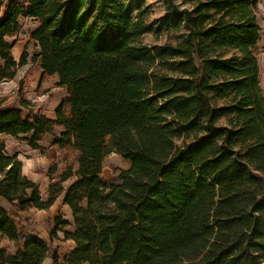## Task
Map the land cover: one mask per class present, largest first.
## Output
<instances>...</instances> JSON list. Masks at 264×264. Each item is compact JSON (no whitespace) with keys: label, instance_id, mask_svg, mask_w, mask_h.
<instances>
[{"label":"trees","instance_id":"trees-1","mask_svg":"<svg viewBox=\"0 0 264 264\" xmlns=\"http://www.w3.org/2000/svg\"><path fill=\"white\" fill-rule=\"evenodd\" d=\"M176 1L186 0L163 1L176 42L150 49L124 0H0V82L26 64L6 38L20 18L33 19L31 60L57 78L70 107L60 103L53 118L0 109V136H26L41 151L58 129L52 146L74 151L76 166L48 178L43 199L0 142V243L15 249L0 250V264H60L18 224L60 196L74 226L61 264H264L256 0H188L190 9ZM111 153L130 167L108 184L101 172Z\"/></svg>","mask_w":264,"mask_h":264},{"label":"rangeland","instance_id":"rangeland-1","mask_svg":"<svg viewBox=\"0 0 264 264\" xmlns=\"http://www.w3.org/2000/svg\"><path fill=\"white\" fill-rule=\"evenodd\" d=\"M124 1L131 9L134 18L141 19L146 26V34L142 38L144 45L152 49L167 42L172 44L176 42V34L167 30L163 23L165 19L164 0ZM175 4L181 9H190L192 6L188 0L176 1ZM256 19L259 27V40L254 48V53L257 59L259 85L264 91V0H256ZM36 27L37 23L33 19L20 18L16 33L5 40L9 45H12L9 54L13 60L18 63L24 56L26 64L16 69L12 80L0 82V109L22 107L24 117L35 114L53 117L56 107L60 103L66 102L68 94L64 88L57 87L55 76H43L39 64L31 60L33 55L38 52L34 42L29 38L30 32ZM69 109V105L65 103L66 114H69ZM59 133L60 130L56 129L44 135L39 142L41 151L30 150L24 141L26 136L18 138L0 136V142L4 143L7 154H16L18 159L23 162V175L37 180L40 185L41 181L45 184V178L57 181L59 175L68 167L76 168L74 151L70 149L58 150L52 146L53 140L59 137ZM106 141L109 142L110 138H107ZM129 167L130 164L127 160L111 153L103 160L101 177L108 184L116 183L118 175L128 170ZM70 183L71 181L66 182L63 186L67 187ZM40 186L42 188V185ZM3 205L8 208L7 204ZM67 213L59 200L51 210L30 209L20 213L18 220V224L29 235L37 236L49 244L50 251L56 252L60 264L74 248L73 242L64 238V233H72L74 230L70 213ZM0 250H5L7 254L15 252L13 245L8 241L0 243ZM43 264H51L50 259L47 258Z\"/></svg>","mask_w":264,"mask_h":264},{"label":"crops","instance_id":"crops-1","mask_svg":"<svg viewBox=\"0 0 264 264\" xmlns=\"http://www.w3.org/2000/svg\"><path fill=\"white\" fill-rule=\"evenodd\" d=\"M58 82V81H57ZM60 105V104H59ZM58 105V106H59ZM57 106V107H58ZM57 107H56V109H57ZM55 109V110H56ZM54 117V116H53ZM53 117H48V118H53ZM23 174V173H22ZM24 176V175H23ZM26 178H28L29 180H31L32 182H34L35 184H37V185H39V182L37 181V180H35V179H32V178H29L28 176H25ZM41 180V179H40ZM45 184L41 181V184L40 185H42V188H41V186L39 185L38 187H39V190H40V194H41V197L43 198V199H45L46 198V193H47V189H48V185H49V180L47 179V178H45ZM62 199H63V196H60L56 201H55V203L53 204V206H51V208L49 209V210H51L52 208H54V206H56V203L59 201V200H61V202H62ZM63 205V204H62ZM64 208H65V210H67V214H69L70 213V211L68 210V208L67 207H65L64 206ZM69 216H71V214L69 215ZM72 219V218H71ZM37 237V236H36ZM39 238V237H38ZM41 239V238H40Z\"/></svg>","mask_w":264,"mask_h":264}]
</instances>
